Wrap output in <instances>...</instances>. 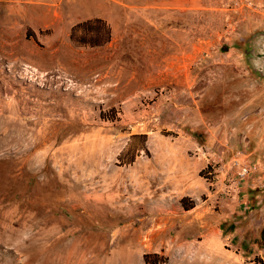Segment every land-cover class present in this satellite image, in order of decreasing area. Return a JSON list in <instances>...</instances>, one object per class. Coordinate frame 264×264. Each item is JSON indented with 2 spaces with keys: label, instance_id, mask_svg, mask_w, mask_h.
Segmentation results:
<instances>
[{
  "label": "rangeland",
  "instance_id": "rangeland-1",
  "mask_svg": "<svg viewBox=\"0 0 264 264\" xmlns=\"http://www.w3.org/2000/svg\"><path fill=\"white\" fill-rule=\"evenodd\" d=\"M260 262L264 0H0V264Z\"/></svg>",
  "mask_w": 264,
  "mask_h": 264
},
{
  "label": "trees",
  "instance_id": "trees-1",
  "mask_svg": "<svg viewBox=\"0 0 264 264\" xmlns=\"http://www.w3.org/2000/svg\"><path fill=\"white\" fill-rule=\"evenodd\" d=\"M98 21L99 19H95V21ZM92 24H93V22H92V20H87V21H85V22H82V23H80L79 25H78V27H84V29H85V31L88 33V32H90V33H92V34H94V35H98V29L97 28H95L94 29V27H92ZM96 31V32H95ZM71 37H73V32L71 33ZM261 263V262H260ZM262 264V263H261Z\"/></svg>",
  "mask_w": 264,
  "mask_h": 264
}]
</instances>
